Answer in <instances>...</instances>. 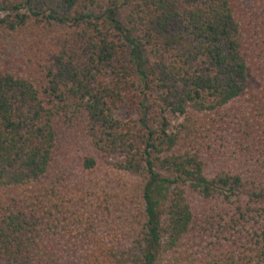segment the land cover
Instances as JSON below:
<instances>
[{
    "label": "trees",
    "instance_id": "1",
    "mask_svg": "<svg viewBox=\"0 0 264 264\" xmlns=\"http://www.w3.org/2000/svg\"><path fill=\"white\" fill-rule=\"evenodd\" d=\"M0 264H264V0H0Z\"/></svg>",
    "mask_w": 264,
    "mask_h": 264
},
{
    "label": "rangeland",
    "instance_id": "2",
    "mask_svg": "<svg viewBox=\"0 0 264 264\" xmlns=\"http://www.w3.org/2000/svg\"><path fill=\"white\" fill-rule=\"evenodd\" d=\"M87 151H89L87 142L83 141L82 139H79L78 142L73 146V148L70 149V151L67 154V157H70L72 159L73 158L77 159L79 156L83 155ZM71 165L78 166L77 162H72ZM76 170H77L76 173L81 172L79 168L78 169L76 168ZM92 179L98 184L104 183L106 181L110 185H114V186L118 185V183L124 182V179L120 175H114L110 172V170L106 168L94 172L92 175Z\"/></svg>",
    "mask_w": 264,
    "mask_h": 264
}]
</instances>
